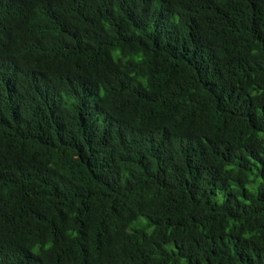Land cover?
I'll return each mask as SVG.
<instances>
[{"label":"trees","instance_id":"obj_1","mask_svg":"<svg viewBox=\"0 0 264 264\" xmlns=\"http://www.w3.org/2000/svg\"><path fill=\"white\" fill-rule=\"evenodd\" d=\"M0 94V264H264V0H0Z\"/></svg>","mask_w":264,"mask_h":264},{"label":"clouds","instance_id":"obj_2","mask_svg":"<svg viewBox=\"0 0 264 264\" xmlns=\"http://www.w3.org/2000/svg\"><path fill=\"white\" fill-rule=\"evenodd\" d=\"M6 75L7 79L9 81V85H11L13 91L16 89V69H15V63L6 65ZM0 97L2 98V95L0 94ZM2 105V101H1ZM3 106V105H2ZM3 109V107H2Z\"/></svg>","mask_w":264,"mask_h":264}]
</instances>
